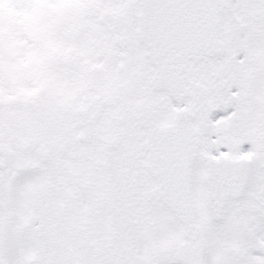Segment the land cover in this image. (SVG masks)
Returning a JSON list of instances; mask_svg holds the SVG:
<instances>
[{"label": "snow or ice", "instance_id": "snow-or-ice-1", "mask_svg": "<svg viewBox=\"0 0 264 264\" xmlns=\"http://www.w3.org/2000/svg\"><path fill=\"white\" fill-rule=\"evenodd\" d=\"M0 264H264V0H0Z\"/></svg>", "mask_w": 264, "mask_h": 264}]
</instances>
